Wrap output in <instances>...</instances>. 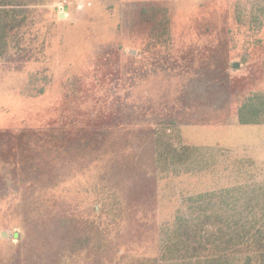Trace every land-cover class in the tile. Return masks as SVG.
<instances>
[{"label":"rangeland","instance_id":"rangeland-1","mask_svg":"<svg viewBox=\"0 0 264 264\" xmlns=\"http://www.w3.org/2000/svg\"><path fill=\"white\" fill-rule=\"evenodd\" d=\"M262 226L264 0H0V264H264Z\"/></svg>","mask_w":264,"mask_h":264},{"label":"trees","instance_id":"trees-1","mask_svg":"<svg viewBox=\"0 0 264 264\" xmlns=\"http://www.w3.org/2000/svg\"><path fill=\"white\" fill-rule=\"evenodd\" d=\"M262 230H264V227H260ZM17 235V234H14ZM179 235V233H178ZM178 235H176V232L173 233L172 237L170 238L169 242H168V246H174L176 244V240L178 241V239L180 238ZM259 237V236H258ZM259 238H256V240H254L256 243L259 242ZM262 241V240H261Z\"/></svg>","mask_w":264,"mask_h":264},{"label":"built area","instance_id":"built-area-1","mask_svg":"<svg viewBox=\"0 0 264 264\" xmlns=\"http://www.w3.org/2000/svg\"><path fill=\"white\" fill-rule=\"evenodd\" d=\"M59 12H62L64 10V5H58Z\"/></svg>","mask_w":264,"mask_h":264},{"label":"water","instance_id":"water-1","mask_svg":"<svg viewBox=\"0 0 264 264\" xmlns=\"http://www.w3.org/2000/svg\"><path fill=\"white\" fill-rule=\"evenodd\" d=\"M61 16V15H60ZM1 236L2 237H5V236H7V234L3 231L2 233H1Z\"/></svg>","mask_w":264,"mask_h":264}]
</instances>
